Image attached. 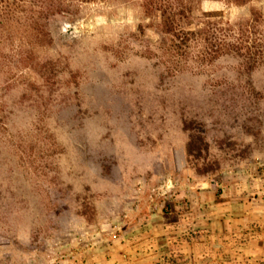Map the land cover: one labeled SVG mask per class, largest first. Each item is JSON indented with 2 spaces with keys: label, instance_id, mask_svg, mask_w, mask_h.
Returning <instances> with one entry per match:
<instances>
[{
  "label": "rangeland",
  "instance_id": "rangeland-1",
  "mask_svg": "<svg viewBox=\"0 0 264 264\" xmlns=\"http://www.w3.org/2000/svg\"><path fill=\"white\" fill-rule=\"evenodd\" d=\"M33 11L0 28V264H264V68L177 63L126 0Z\"/></svg>",
  "mask_w": 264,
  "mask_h": 264
},
{
  "label": "trees",
  "instance_id": "trees-1",
  "mask_svg": "<svg viewBox=\"0 0 264 264\" xmlns=\"http://www.w3.org/2000/svg\"><path fill=\"white\" fill-rule=\"evenodd\" d=\"M111 1L0 0V28L9 27L19 14L27 11L29 5L38 9V12L33 11L34 27L38 26L43 10L47 17L60 15L70 23L82 10V5ZM126 1L135 3L146 21H154L160 48L177 63L183 62L189 55L200 65L211 64L223 56H233L246 71L264 68V25L260 23V16L251 14L247 21L234 24L199 16L203 14L205 4L242 7L256 0Z\"/></svg>",
  "mask_w": 264,
  "mask_h": 264
}]
</instances>
